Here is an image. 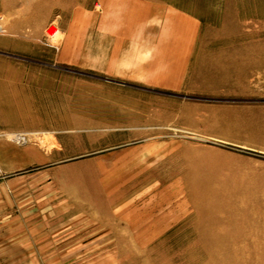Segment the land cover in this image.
Segmentation results:
<instances>
[{
    "label": "rangeland",
    "instance_id": "1",
    "mask_svg": "<svg viewBox=\"0 0 264 264\" xmlns=\"http://www.w3.org/2000/svg\"><path fill=\"white\" fill-rule=\"evenodd\" d=\"M151 1L0 0V82L72 89L49 133L0 134V264H264V0H158L199 40L183 87L152 91L168 124L130 132L98 103L139 93L99 37L120 56Z\"/></svg>",
    "mask_w": 264,
    "mask_h": 264
},
{
    "label": "crops",
    "instance_id": "2",
    "mask_svg": "<svg viewBox=\"0 0 264 264\" xmlns=\"http://www.w3.org/2000/svg\"><path fill=\"white\" fill-rule=\"evenodd\" d=\"M121 4L124 8L129 7L125 2ZM134 8L137 12L128 11L121 19L136 35L135 40L127 42L129 49L120 51L119 56L117 49L121 41L116 40L118 36L101 34L99 37L112 41V57L107 63V69H112L110 76L129 81L128 86L139 93L113 95L112 99L104 94L98 103L103 101L104 110L113 112V125L119 120L118 123L126 125L130 132L153 128L154 124L156 127L157 124H168V98L163 94L153 96L152 91H178L183 87L200 35V21L196 17L158 0L151 1L143 11L139 12L142 6ZM101 55L99 51L97 69L106 72L101 66ZM81 87L88 89V82ZM70 88L57 82H0V134L49 133L42 128L51 126L50 120L57 117L58 111L66 110L64 106L58 108L57 104L67 102V97L72 94ZM83 92L80 96L87 97L88 91L83 89ZM154 102L159 103L156 118L153 116ZM107 103H113V107L106 106ZM86 110H89L88 105ZM234 122H219L216 127L239 128V122Z\"/></svg>",
    "mask_w": 264,
    "mask_h": 264
},
{
    "label": "bare ground",
    "instance_id": "3",
    "mask_svg": "<svg viewBox=\"0 0 264 264\" xmlns=\"http://www.w3.org/2000/svg\"><path fill=\"white\" fill-rule=\"evenodd\" d=\"M57 33L54 29L51 30V32L49 33L51 36H54V34Z\"/></svg>",
    "mask_w": 264,
    "mask_h": 264
}]
</instances>
